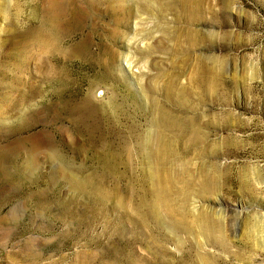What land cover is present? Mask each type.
<instances>
[{"label": "rangeland", "instance_id": "1", "mask_svg": "<svg viewBox=\"0 0 264 264\" xmlns=\"http://www.w3.org/2000/svg\"><path fill=\"white\" fill-rule=\"evenodd\" d=\"M53 1L50 48L0 0V264H264V0ZM158 109L203 141L150 159Z\"/></svg>", "mask_w": 264, "mask_h": 264}, {"label": "bare ground", "instance_id": "2", "mask_svg": "<svg viewBox=\"0 0 264 264\" xmlns=\"http://www.w3.org/2000/svg\"><path fill=\"white\" fill-rule=\"evenodd\" d=\"M50 7L52 12L51 16L43 18L41 25L44 35L43 32H41V35H43V37L41 35L37 36L36 41L44 43V45H47L50 48H55L60 41V37H63L62 34L58 33L59 26L57 28L58 16L56 15V11L58 14L63 8L59 3H56L53 0H51L50 2ZM180 94L181 92H177V90L175 89L173 81L167 83L165 91L167 102H172L174 104L176 100L178 101V95ZM120 106L121 105L118 102L115 103L113 101L107 103L106 105L109 110H112V114H114V116H116L117 111L119 112ZM83 108L85 109L84 114H88V112L91 113L95 110L93 107H90L86 101L83 103ZM109 110L107 111L110 113ZM123 112V114H125L124 110ZM156 113V133L151 138V140L148 141V143L146 142V140V143H144L143 141H141L142 139H140L138 142L140 150L146 152V155L149 156L150 159L163 161L168 158H175L179 154L177 144L185 143L187 145H191L196 142L203 141V136H201L197 131L194 126V121L190 120V118H183L161 109H158ZM119 126L120 124L117 126V129L119 131L131 128L134 132H137V129L134 126L124 127L121 130ZM112 140L114 141V143L105 146V155H107L111 159H128L130 154V138L124 135L112 137ZM156 163L158 165L159 162ZM209 229L210 227L206 228L205 230Z\"/></svg>", "mask_w": 264, "mask_h": 264}]
</instances>
